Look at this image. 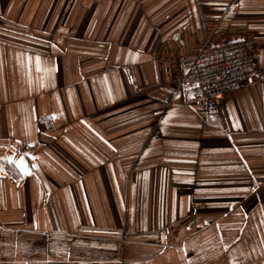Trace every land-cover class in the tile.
<instances>
[{
	"label": "crops",
	"instance_id": "1",
	"mask_svg": "<svg viewBox=\"0 0 264 264\" xmlns=\"http://www.w3.org/2000/svg\"><path fill=\"white\" fill-rule=\"evenodd\" d=\"M207 37L262 74L210 112ZM0 264H264V0H0Z\"/></svg>",
	"mask_w": 264,
	"mask_h": 264
},
{
	"label": "built area",
	"instance_id": "2",
	"mask_svg": "<svg viewBox=\"0 0 264 264\" xmlns=\"http://www.w3.org/2000/svg\"><path fill=\"white\" fill-rule=\"evenodd\" d=\"M252 47L250 39L222 41L207 37L198 48L179 57L177 93L199 100L207 111H213L227 90L261 77V69L252 57Z\"/></svg>",
	"mask_w": 264,
	"mask_h": 264
},
{
	"label": "snow or ice",
	"instance_id": "3",
	"mask_svg": "<svg viewBox=\"0 0 264 264\" xmlns=\"http://www.w3.org/2000/svg\"><path fill=\"white\" fill-rule=\"evenodd\" d=\"M16 164H17V167H19L22 171H26V166L22 159L20 161H17Z\"/></svg>",
	"mask_w": 264,
	"mask_h": 264
},
{
	"label": "trees",
	"instance_id": "4",
	"mask_svg": "<svg viewBox=\"0 0 264 264\" xmlns=\"http://www.w3.org/2000/svg\"><path fill=\"white\" fill-rule=\"evenodd\" d=\"M7 170L11 173L12 176H16V168L15 167H9V166H7Z\"/></svg>",
	"mask_w": 264,
	"mask_h": 264
}]
</instances>
